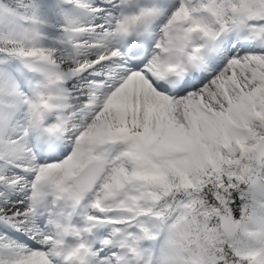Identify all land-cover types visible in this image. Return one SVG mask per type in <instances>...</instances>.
Wrapping results in <instances>:
<instances>
[{"label": "snow or ice", "instance_id": "snow-or-ice-1", "mask_svg": "<svg viewBox=\"0 0 264 264\" xmlns=\"http://www.w3.org/2000/svg\"><path fill=\"white\" fill-rule=\"evenodd\" d=\"M0 264H264V0H0Z\"/></svg>", "mask_w": 264, "mask_h": 264}]
</instances>
